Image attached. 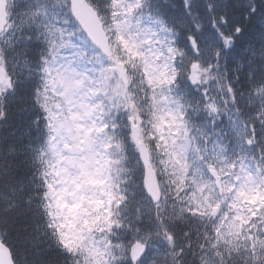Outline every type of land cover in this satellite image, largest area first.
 <instances>
[{
  "label": "snow or ice",
  "instance_id": "obj_1",
  "mask_svg": "<svg viewBox=\"0 0 264 264\" xmlns=\"http://www.w3.org/2000/svg\"><path fill=\"white\" fill-rule=\"evenodd\" d=\"M0 264H264V0H0Z\"/></svg>",
  "mask_w": 264,
  "mask_h": 264
}]
</instances>
